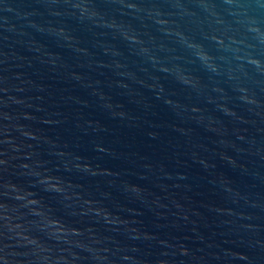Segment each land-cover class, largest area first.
I'll list each match as a JSON object with an SVG mask.
<instances>
[{
	"label": "water",
	"instance_id": "water-1",
	"mask_svg": "<svg viewBox=\"0 0 264 264\" xmlns=\"http://www.w3.org/2000/svg\"><path fill=\"white\" fill-rule=\"evenodd\" d=\"M0 264H264V0H0Z\"/></svg>",
	"mask_w": 264,
	"mask_h": 264
}]
</instances>
